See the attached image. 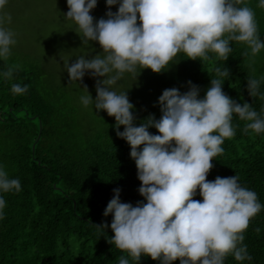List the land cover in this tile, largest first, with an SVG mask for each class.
<instances>
[{
    "label": "clouds",
    "instance_id": "clouds-1",
    "mask_svg": "<svg viewBox=\"0 0 264 264\" xmlns=\"http://www.w3.org/2000/svg\"><path fill=\"white\" fill-rule=\"evenodd\" d=\"M244 0H106L109 9L95 20L90 14L98 0H67L65 19L74 22L75 32L84 46L98 42L102 52L91 59L80 55L64 68L68 85L82 84L86 74L96 81L93 99L86 86L80 97L84 107L92 105L115 118L118 138L130 146L135 161L138 188L144 199L135 206L123 203L121 189L113 197L103 215H112L114 233L108 242L139 264L142 255L160 264H224L232 254L236 261H251L243 244L250 220L264 208L257 193L242 187L239 177H216L207 180L212 160L222 154L226 139L235 136L234 115L247 121L245 132L264 133V116L252 105H241L224 93L229 70L217 67L215 78L203 98L200 89L188 81L189 90L165 89L158 98L161 117L149 115L139 126L135 106L127 91L117 92L113 86L125 73L151 69L166 71L178 54L191 60H208L209 53L227 61L231 43L239 42L250 49L251 57L264 50L258 34L253 9ZM8 0H0V12ZM112 6H118L116 12ZM264 8V0H258ZM10 15L0 14V60H6L16 44L15 33L4 27ZM139 21V22H138ZM247 55V53H246ZM12 78V70L0 73ZM261 80L249 78L247 90L255 97ZM27 85L13 84L11 92L23 95ZM123 126V131L120 127ZM155 128L159 134H151ZM18 178H10L0 166V193L19 192ZM199 195L202 200L194 199ZM6 201L0 195V220L4 219ZM102 231L107 223L96 226ZM104 232V231H103ZM119 264H130L124 256Z\"/></svg>",
    "mask_w": 264,
    "mask_h": 264
},
{
    "label": "trees",
    "instance_id": "trees-1",
    "mask_svg": "<svg viewBox=\"0 0 264 264\" xmlns=\"http://www.w3.org/2000/svg\"><path fill=\"white\" fill-rule=\"evenodd\" d=\"M239 6L253 9L264 41V8L258 7V0H244ZM231 47L227 61L213 53L204 61L180 53L166 71L125 73L113 88L127 91L139 126L149 115L161 117L158 98L163 90L185 93L191 81L203 98L216 77L215 69L226 67L230 76L225 78L224 93L264 116V50L251 57L246 45L232 42ZM8 70L11 79L0 75V166L10 178L20 180L21 190L0 193L6 201L0 220V264H119L121 256L134 264L126 252L108 242L114 236L113 217L103 215L116 188L121 189L123 203L135 206L144 199L138 192L141 181L130 146L116 135L115 118L92 105L84 107L80 101L86 94L84 86L69 92L57 74L46 72L42 63L25 54L14 51L0 60V73ZM249 78L261 80L255 97L247 90ZM17 83L27 85L28 91L14 95L11 86ZM86 87L96 97V88ZM232 123L235 136L225 140L206 179L236 175L264 205V133L245 132L248 122L235 115ZM149 132L159 134L155 128ZM104 223L109 227L103 232L96 226ZM244 236L252 260L239 262L229 254L224 264H264V208L250 220ZM139 264L160 261L142 255Z\"/></svg>",
    "mask_w": 264,
    "mask_h": 264
},
{
    "label": "rangeland",
    "instance_id": "rangeland-1",
    "mask_svg": "<svg viewBox=\"0 0 264 264\" xmlns=\"http://www.w3.org/2000/svg\"><path fill=\"white\" fill-rule=\"evenodd\" d=\"M68 10L67 0H8L0 14L12 17L11 23L4 25L15 33L16 44L12 46L11 53H22L42 63L46 72L51 71L64 81L65 89L76 93L79 89L75 87L79 84L68 85L69 76L64 64L74 63L80 55L91 59L101 53L102 49L98 42L83 45L81 37L75 32L74 22L65 19ZM108 10L106 0H98L96 8L90 14L95 20H99L106 18ZM117 10L118 6H112L111 11ZM97 79L103 78H92L90 74H86L80 85L95 90ZM90 94L95 97L94 93ZM71 98L74 103L77 102Z\"/></svg>",
    "mask_w": 264,
    "mask_h": 264
}]
</instances>
